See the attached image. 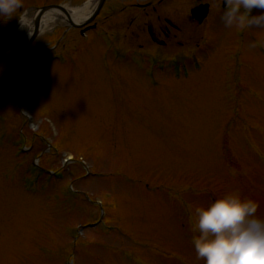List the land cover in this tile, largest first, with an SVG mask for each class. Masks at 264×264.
I'll use <instances>...</instances> for the list:
<instances>
[{
    "label": "rangeland",
    "instance_id": "1",
    "mask_svg": "<svg viewBox=\"0 0 264 264\" xmlns=\"http://www.w3.org/2000/svg\"><path fill=\"white\" fill-rule=\"evenodd\" d=\"M62 27L40 35L43 54L67 55L81 43L75 29L53 46ZM211 29L208 43L171 51L178 61L191 56L180 60L190 64L187 78L156 70L151 79L115 61L108 67L98 30L88 31L77 52L84 61L31 63L26 93L13 74L6 78L14 86L0 91V145L24 125L28 109L33 120L25 131L48 138L59 153H46L51 147L38 139L20 157L0 147V264H203L192 244L190 206L238 187L264 212V29L238 35L223 21ZM193 56L203 61L200 70ZM33 152L46 167L72 168L75 176L49 177L36 185L46 190L27 192L22 179ZM70 183L79 197L67 194ZM100 217L108 229L86 225Z\"/></svg>",
    "mask_w": 264,
    "mask_h": 264
},
{
    "label": "clouds",
    "instance_id": "2",
    "mask_svg": "<svg viewBox=\"0 0 264 264\" xmlns=\"http://www.w3.org/2000/svg\"><path fill=\"white\" fill-rule=\"evenodd\" d=\"M23 0H0V17L17 16ZM254 9H259L254 13ZM22 26L24 16L18 15ZM221 20L239 30L264 29V0H222ZM28 27V26H27ZM259 42L250 43L255 48ZM233 175L236 170H232ZM260 202L235 187L189 208L197 261L203 264H264V212Z\"/></svg>",
    "mask_w": 264,
    "mask_h": 264
},
{
    "label": "flooded vegetation",
    "instance_id": "3",
    "mask_svg": "<svg viewBox=\"0 0 264 264\" xmlns=\"http://www.w3.org/2000/svg\"><path fill=\"white\" fill-rule=\"evenodd\" d=\"M121 8L116 14L105 15L101 23L110 30L124 31L130 44L140 47H162L165 55L185 48L196 36L221 15L222 0H117ZM24 4V2H23ZM207 4L209 13L203 22L192 14L193 8ZM27 5L25 6L26 9ZM23 10H18L17 16ZM109 20V21H108ZM9 18L5 16L2 22ZM36 50V45L31 47Z\"/></svg>",
    "mask_w": 264,
    "mask_h": 264
},
{
    "label": "bare ground",
    "instance_id": "4",
    "mask_svg": "<svg viewBox=\"0 0 264 264\" xmlns=\"http://www.w3.org/2000/svg\"><path fill=\"white\" fill-rule=\"evenodd\" d=\"M90 4L91 3H87V4H85L84 7H79V8L75 7V8H73L74 9V19L78 20V19H81V18L85 17L90 12V9H91V5ZM55 20H56L55 16L47 15L46 18H45V24L49 25ZM18 30L20 31L21 28H19Z\"/></svg>",
    "mask_w": 264,
    "mask_h": 264
},
{
    "label": "water",
    "instance_id": "5",
    "mask_svg": "<svg viewBox=\"0 0 264 264\" xmlns=\"http://www.w3.org/2000/svg\"><path fill=\"white\" fill-rule=\"evenodd\" d=\"M104 2V0H100L99 4H98V8L101 6V4ZM60 8L62 11H64L66 13V10L64 8L58 7Z\"/></svg>",
    "mask_w": 264,
    "mask_h": 264
}]
</instances>
